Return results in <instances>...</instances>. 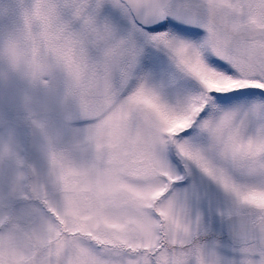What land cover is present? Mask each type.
Returning a JSON list of instances; mask_svg holds the SVG:
<instances>
[{
  "label": "snow or ice",
  "instance_id": "6c2138e0",
  "mask_svg": "<svg viewBox=\"0 0 264 264\" xmlns=\"http://www.w3.org/2000/svg\"><path fill=\"white\" fill-rule=\"evenodd\" d=\"M17 11L0 82L74 106L77 129L49 136L44 173L4 142L0 264H264V0Z\"/></svg>",
  "mask_w": 264,
  "mask_h": 264
},
{
  "label": "rangeland",
  "instance_id": "374dc122",
  "mask_svg": "<svg viewBox=\"0 0 264 264\" xmlns=\"http://www.w3.org/2000/svg\"><path fill=\"white\" fill-rule=\"evenodd\" d=\"M29 2L0 0V20L18 15V6ZM28 26L30 30H37L38 22L29 21ZM3 71L0 66V75ZM25 95L29 97L27 101ZM74 110V106L63 107L58 99L43 89H28L20 82L6 88L0 82V161H3L6 153L4 142L14 137L21 156L29 163L36 162L38 156V166L42 173L46 172L45 154L49 148V136L55 137L57 149H63L74 142L77 122L73 120L72 123H66V118ZM218 220L219 217L215 221L209 218V226Z\"/></svg>",
  "mask_w": 264,
  "mask_h": 264
}]
</instances>
